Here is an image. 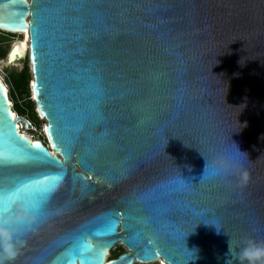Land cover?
<instances>
[{
    "label": "water",
    "instance_id": "obj_1",
    "mask_svg": "<svg viewBox=\"0 0 264 264\" xmlns=\"http://www.w3.org/2000/svg\"><path fill=\"white\" fill-rule=\"evenodd\" d=\"M0 33L28 36L51 151L0 79L12 264H226L230 238L264 241V0H0Z\"/></svg>",
    "mask_w": 264,
    "mask_h": 264
},
{
    "label": "clouds",
    "instance_id": "obj_2",
    "mask_svg": "<svg viewBox=\"0 0 264 264\" xmlns=\"http://www.w3.org/2000/svg\"><path fill=\"white\" fill-rule=\"evenodd\" d=\"M239 155L245 154L238 151ZM230 166V162L225 158L218 165H215V171L218 175H224ZM242 180H247V173H242ZM208 179L206 175H203V181ZM22 219L21 216H17L16 220ZM206 225H212L215 227L217 234H219L220 228L214 222H208L201 220ZM200 222V223H201ZM199 223V224H200ZM9 221H0V264H12L18 254L17 242L15 240V233L9 226ZM243 245L242 247L240 245ZM190 252V251H189ZM193 259H195L194 251L190 252ZM230 259L226 260V264H264V241H255L253 239H242L239 243L233 241L231 238L228 241V253Z\"/></svg>",
    "mask_w": 264,
    "mask_h": 264
},
{
    "label": "rangeland",
    "instance_id": "obj_3",
    "mask_svg": "<svg viewBox=\"0 0 264 264\" xmlns=\"http://www.w3.org/2000/svg\"><path fill=\"white\" fill-rule=\"evenodd\" d=\"M0 41L2 42L0 44V49L3 51V58L0 59V79L2 80V82L5 84V77L9 76V75H14V74H18L21 72V70L24 67L25 62H27V57L26 55L21 57V58H16L12 63H9L7 60V56L10 52V50H12L13 46L21 41V36H17V35H7V34H3L0 33ZM29 67V66H28ZM31 80V79H30ZM30 85V81L28 83V88ZM7 89L8 86H6ZM20 100V104L21 106H24L26 102L25 97H22L19 99ZM28 100H31V94H30V89H28ZM35 111V109H34ZM16 117L23 121H25L26 123H28V125L30 126L29 130H24V133L29 136L30 139L32 140H43L44 136H43V127L45 125V123L43 121H39L40 126L38 128L34 127L31 122L29 121V119L26 116H17ZM124 252V249L120 246H115V248L111 251V252Z\"/></svg>",
    "mask_w": 264,
    "mask_h": 264
},
{
    "label": "trees",
    "instance_id": "obj_4",
    "mask_svg": "<svg viewBox=\"0 0 264 264\" xmlns=\"http://www.w3.org/2000/svg\"><path fill=\"white\" fill-rule=\"evenodd\" d=\"M2 42L0 41V44ZM3 51L0 49V59L3 58ZM5 86H8V96L12 103V110L17 116H26L32 125L36 128L39 126V120L34 111V104L28 100V83L31 79L28 63L25 62L23 69L20 73L9 75L5 77ZM25 97L27 103L24 106L20 104V98ZM122 252H110L109 260H115Z\"/></svg>",
    "mask_w": 264,
    "mask_h": 264
},
{
    "label": "bare ground",
    "instance_id": "obj_5",
    "mask_svg": "<svg viewBox=\"0 0 264 264\" xmlns=\"http://www.w3.org/2000/svg\"><path fill=\"white\" fill-rule=\"evenodd\" d=\"M25 37H26V34H24V35H22V39H21V41L20 42H18V43H16L14 46H13V48H12V50H13V52H12V55H11V58H10V60H9V62L10 63H12L16 58H21V57H23V56H25L26 54H27V52H28V36H27V38H26V41H25ZM25 41V42H24ZM12 50H10V52L12 51ZM10 52H9V54H10ZM17 124H18V129H19V131H20V133H22L23 135H25V136H27L24 132H23V130H22V132H21V130H20V128H21V126H20V124L17 122ZM45 126V125H44ZM44 128V127H43ZM28 138H29V136H27ZM30 139V138H29ZM113 249V248H112ZM158 264H164V263H161V262H157Z\"/></svg>",
    "mask_w": 264,
    "mask_h": 264
},
{
    "label": "flooded vegetation",
    "instance_id": "obj_6",
    "mask_svg": "<svg viewBox=\"0 0 264 264\" xmlns=\"http://www.w3.org/2000/svg\"><path fill=\"white\" fill-rule=\"evenodd\" d=\"M21 39H22V36H21ZM28 63V62H27ZM30 122L32 123V121L30 120ZM38 126H40V123H39V125ZM23 130V132H24V127H23V125H21V131ZM49 151H50V149L48 148V145H47V143H46V141H45V139H43V140H39ZM51 152V151H50Z\"/></svg>",
    "mask_w": 264,
    "mask_h": 264
},
{
    "label": "snow or ice",
    "instance_id": "obj_7",
    "mask_svg": "<svg viewBox=\"0 0 264 264\" xmlns=\"http://www.w3.org/2000/svg\"><path fill=\"white\" fill-rule=\"evenodd\" d=\"M33 147H37V146H36V145H33ZM15 194H16V192H13V193H12V195H15Z\"/></svg>",
    "mask_w": 264,
    "mask_h": 264
},
{
    "label": "built area",
    "instance_id": "obj_8",
    "mask_svg": "<svg viewBox=\"0 0 264 264\" xmlns=\"http://www.w3.org/2000/svg\"><path fill=\"white\" fill-rule=\"evenodd\" d=\"M20 126H21V124H20ZM20 130H21V128H20ZM22 132V131H21Z\"/></svg>",
    "mask_w": 264,
    "mask_h": 264
}]
</instances>
